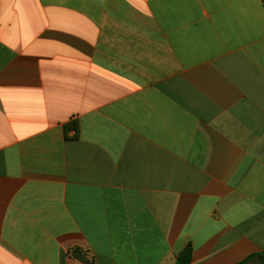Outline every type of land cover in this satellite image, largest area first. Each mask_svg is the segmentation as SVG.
I'll list each match as a JSON object with an SVG mask.
<instances>
[{
    "label": "crops",
    "instance_id": "crops-1",
    "mask_svg": "<svg viewBox=\"0 0 264 264\" xmlns=\"http://www.w3.org/2000/svg\"><path fill=\"white\" fill-rule=\"evenodd\" d=\"M238 264L264 251L261 0H0V264Z\"/></svg>",
    "mask_w": 264,
    "mask_h": 264
},
{
    "label": "trees",
    "instance_id": "trees-1",
    "mask_svg": "<svg viewBox=\"0 0 264 264\" xmlns=\"http://www.w3.org/2000/svg\"><path fill=\"white\" fill-rule=\"evenodd\" d=\"M264 4V0H261ZM73 256L85 264H90V262L80 255L78 252H73ZM191 259V247L186 246L182 251L179 252L174 264H189ZM238 264H264V251L257 252L248 256L246 259L240 261Z\"/></svg>",
    "mask_w": 264,
    "mask_h": 264
}]
</instances>
